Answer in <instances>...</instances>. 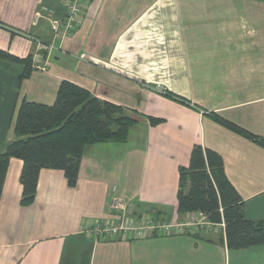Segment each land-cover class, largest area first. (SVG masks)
<instances>
[{
    "label": "crops",
    "instance_id": "obj_1",
    "mask_svg": "<svg viewBox=\"0 0 264 264\" xmlns=\"http://www.w3.org/2000/svg\"><path fill=\"white\" fill-rule=\"evenodd\" d=\"M60 0H0V50L24 59L53 43L19 84L23 66L0 60V152L25 100L52 105L62 81L120 106L136 122L124 142L84 148L76 183L41 170L20 204L22 162H8L0 194V264H264V245L228 250L224 230L96 241L82 223L151 213L179 221L178 170L194 145L221 157L246 219L264 229V0H84L80 27L62 42L51 24ZM161 88L166 94L158 92ZM148 117L162 122L151 126Z\"/></svg>",
    "mask_w": 264,
    "mask_h": 264
},
{
    "label": "trees",
    "instance_id": "obj_2",
    "mask_svg": "<svg viewBox=\"0 0 264 264\" xmlns=\"http://www.w3.org/2000/svg\"><path fill=\"white\" fill-rule=\"evenodd\" d=\"M0 60L23 66L19 84L32 72L31 56L19 59L0 50ZM212 117L264 146V141L215 115ZM147 120L151 126L162 122L154 117ZM11 122L13 138L0 152V194L9 160L18 159L22 162L20 204L27 206L34 199L41 170L62 171L68 186L73 187L84 148L100 142H124L136 121L122 107L62 81L52 105L23 100ZM176 201L180 215L201 212L209 222L223 223L228 250L264 245L262 223L245 218L243 200L226 179L221 157L201 145L192 147L188 166L178 170Z\"/></svg>",
    "mask_w": 264,
    "mask_h": 264
},
{
    "label": "built area",
    "instance_id": "obj_3",
    "mask_svg": "<svg viewBox=\"0 0 264 264\" xmlns=\"http://www.w3.org/2000/svg\"><path fill=\"white\" fill-rule=\"evenodd\" d=\"M60 2L64 8V17L59 21H52L51 28L54 39L62 42L80 27L84 13V0H60ZM53 49V43H38L31 56L32 69L42 70L43 55ZM157 91L164 92L161 88H158ZM125 208L126 203L122 199L111 198L109 210L113 214L112 219L103 223L85 221L80 227V232L88 239L96 242L176 237L200 231L224 230L223 223H211L201 212H194L192 216L179 221H169L156 219L151 213H144L135 218H126L122 215Z\"/></svg>",
    "mask_w": 264,
    "mask_h": 264
}]
</instances>
